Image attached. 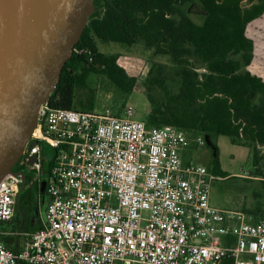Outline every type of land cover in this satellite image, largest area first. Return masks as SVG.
Returning <instances> with one entry per match:
<instances>
[{
    "label": "built area",
    "instance_id": "2783aa9c",
    "mask_svg": "<svg viewBox=\"0 0 264 264\" xmlns=\"http://www.w3.org/2000/svg\"><path fill=\"white\" fill-rule=\"evenodd\" d=\"M32 140L20 160L38 182L41 142L55 149L51 181L38 193L42 224L19 251L0 230V264H264V216L212 204L218 176L183 157L192 142L205 144L203 135L147 127L131 107L57 109L47 99ZM21 182L19 173L0 180V222L14 216Z\"/></svg>",
    "mask_w": 264,
    "mask_h": 264
},
{
    "label": "trees",
    "instance_id": "16d2710c",
    "mask_svg": "<svg viewBox=\"0 0 264 264\" xmlns=\"http://www.w3.org/2000/svg\"><path fill=\"white\" fill-rule=\"evenodd\" d=\"M93 3L94 10L48 97L49 105L93 110L95 87L88 84L91 74L106 76L125 92L131 90L136 78L120 65L116 53L100 50L97 41L125 45L142 41L171 63L153 62L144 79L149 101L146 126L171 124L191 136L207 135L211 140L204 144L211 152L207 166L222 177L228 172L221 166L216 138L227 135L234 143L246 144L251 149L252 173L264 183V153L260 149L264 145V79L247 68L254 43L246 34L248 24L264 14V0ZM41 152V170L46 168L48 174L55 149L41 142ZM22 167L19 159L13 169ZM43 186L42 178L38 182L33 172L25 171V184L21 182L15 205L16 220L22 225L28 212L39 204ZM260 211V202L245 210L253 220L262 217ZM230 263L231 258L226 257L216 264Z\"/></svg>",
    "mask_w": 264,
    "mask_h": 264
},
{
    "label": "water",
    "instance_id": "95a60500",
    "mask_svg": "<svg viewBox=\"0 0 264 264\" xmlns=\"http://www.w3.org/2000/svg\"><path fill=\"white\" fill-rule=\"evenodd\" d=\"M93 0H0V180L28 155L39 106L59 79ZM207 144L211 140L204 135ZM37 161L29 155L28 164Z\"/></svg>",
    "mask_w": 264,
    "mask_h": 264
},
{
    "label": "rangeland",
    "instance_id": "374dc122",
    "mask_svg": "<svg viewBox=\"0 0 264 264\" xmlns=\"http://www.w3.org/2000/svg\"><path fill=\"white\" fill-rule=\"evenodd\" d=\"M196 19L200 20L199 17ZM246 34L254 43L253 58L247 68L264 79V14L248 24ZM97 44L104 52L116 53L118 62L129 75L136 78V83L131 90L125 92L106 76L91 74L88 77V84L95 87L94 110L109 109L116 113L126 107H131L137 118L144 119L149 110V101L144 90V79L148 69L153 62L170 66L169 58L156 54L153 48L146 46L142 41L133 45H125L98 40ZM216 142L219 147L221 166L228 172V175L218 176L212 182L209 191L211 203L223 209L245 212L246 209H252L260 202L262 211L259 214L264 216V183L252 173L250 147L246 144L234 143L227 135H219ZM260 149L264 153V145H260ZM185 152V155L195 162L203 165L209 164L211 157L209 147L199 146L192 142ZM46 172V168L39 172L43 184L48 180L51 181ZM42 205V202L41 205L37 203L36 208H41ZM18 215L20 218L23 217L22 211H19Z\"/></svg>",
    "mask_w": 264,
    "mask_h": 264
},
{
    "label": "crops",
    "instance_id": "0c3cea01",
    "mask_svg": "<svg viewBox=\"0 0 264 264\" xmlns=\"http://www.w3.org/2000/svg\"><path fill=\"white\" fill-rule=\"evenodd\" d=\"M188 149V148H187ZM186 149V150H187ZM185 150V151H186ZM183 152L186 160L191 159ZM42 208H33L27 214L26 224L22 225L16 220L17 211L15 210L12 219L0 222L1 238L5 245L15 251L21 250L30 239V233L42 224Z\"/></svg>",
    "mask_w": 264,
    "mask_h": 264
},
{
    "label": "flooded vegetation",
    "instance_id": "af4514ba",
    "mask_svg": "<svg viewBox=\"0 0 264 264\" xmlns=\"http://www.w3.org/2000/svg\"><path fill=\"white\" fill-rule=\"evenodd\" d=\"M21 171L32 172V170H31L30 168H27V169H21Z\"/></svg>",
    "mask_w": 264,
    "mask_h": 264
}]
</instances>
